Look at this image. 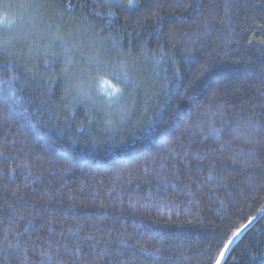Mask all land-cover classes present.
Wrapping results in <instances>:
<instances>
[{"label": "trees", "instance_id": "obj_1", "mask_svg": "<svg viewBox=\"0 0 264 264\" xmlns=\"http://www.w3.org/2000/svg\"><path fill=\"white\" fill-rule=\"evenodd\" d=\"M0 264H264V0H0Z\"/></svg>", "mask_w": 264, "mask_h": 264}, {"label": "rangeland", "instance_id": "obj_2", "mask_svg": "<svg viewBox=\"0 0 264 264\" xmlns=\"http://www.w3.org/2000/svg\"><path fill=\"white\" fill-rule=\"evenodd\" d=\"M26 21L29 23V17L26 18ZM30 22H31V21H30ZM18 24H19V23H18ZM4 30H6L7 32H11L12 30H13V31H20V33H21V32L23 33V31H24V30H27V28H25L24 25H17V26H15L14 28H13V26H11V27H7L6 29L4 28Z\"/></svg>", "mask_w": 264, "mask_h": 264}, {"label": "snow or ice", "instance_id": "obj_3", "mask_svg": "<svg viewBox=\"0 0 264 264\" xmlns=\"http://www.w3.org/2000/svg\"><path fill=\"white\" fill-rule=\"evenodd\" d=\"M126 75V74H125ZM249 223H251V221H249ZM246 227V225H242L241 228H237L235 232L232 233L233 236H236L240 233V231L242 230V228ZM231 244V241L228 242V245ZM228 245H225V248L228 247ZM223 255V253H221V256Z\"/></svg>", "mask_w": 264, "mask_h": 264}]
</instances>
